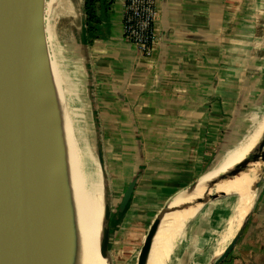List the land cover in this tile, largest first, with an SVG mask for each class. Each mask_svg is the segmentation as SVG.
Returning a JSON list of instances; mask_svg holds the SVG:
<instances>
[{
  "label": "crops",
  "instance_id": "obj_1",
  "mask_svg": "<svg viewBox=\"0 0 264 264\" xmlns=\"http://www.w3.org/2000/svg\"><path fill=\"white\" fill-rule=\"evenodd\" d=\"M109 2L99 37L86 40L81 29L77 73L107 191L114 193L119 178L137 179L126 208L111 205L108 220L111 259L136 264L148 227L172 196L237 145L253 120L264 123V60L256 41L264 0H156L149 57L123 36L124 0ZM257 180L242 232L220 264H264V172ZM238 199L231 193L200 203L163 264H211L237 233L226 237Z\"/></svg>",
  "mask_w": 264,
  "mask_h": 264
},
{
  "label": "water",
  "instance_id": "obj_2",
  "mask_svg": "<svg viewBox=\"0 0 264 264\" xmlns=\"http://www.w3.org/2000/svg\"><path fill=\"white\" fill-rule=\"evenodd\" d=\"M44 7L45 0H0V264H66L67 199ZM99 159L102 170L101 155ZM258 159L264 162V135L257 152L217 176L208 187ZM134 185L131 181L125 189L119 211L126 208ZM259 185L257 180L252 188ZM207 192L192 205L225 195ZM182 208L166 205L159 211L145 234L136 264H145L160 218ZM109 216L110 205L105 202L100 254L107 259L109 228L105 222ZM241 232L242 226L211 264L226 258Z\"/></svg>",
  "mask_w": 264,
  "mask_h": 264
},
{
  "label": "bare ground",
  "instance_id": "obj_3",
  "mask_svg": "<svg viewBox=\"0 0 264 264\" xmlns=\"http://www.w3.org/2000/svg\"><path fill=\"white\" fill-rule=\"evenodd\" d=\"M51 56L48 49L49 71L55 105L59 112L62 170L67 199L68 238L65 248V261L66 264H108L107 257H102L100 254L102 215L101 208H98L95 202L98 188L95 186L88 190L87 186H85V180L81 174V156L71 128L65 122L62 108L60 107L59 93L61 94V92L58 90L60 87L58 74ZM263 130V122L256 125L237 148L231 151L218 165L205 171L199 179L198 188L200 190L198 194L188 198L181 193L172 196L169 201V207L184 208L169 211L160 218L151 240L145 264H163L172 241L178 235L183 224L193 216L200 205H192V203L205 194L207 190L209 195L211 192H223L225 194L233 193L238 196L239 199L234 215L230 220L228 229L226 228V237H231L237 232L250 210L254 197V190L252 189V183L256 176L254 167H247L235 176L220 181L212 188L208 187V183L217 176L230 171L237 163L242 161L259 142ZM187 199L190 201H187ZM222 251L218 252V256Z\"/></svg>",
  "mask_w": 264,
  "mask_h": 264
},
{
  "label": "rangeland",
  "instance_id": "obj_4",
  "mask_svg": "<svg viewBox=\"0 0 264 264\" xmlns=\"http://www.w3.org/2000/svg\"><path fill=\"white\" fill-rule=\"evenodd\" d=\"M107 1L106 11L108 10L110 3L109 0ZM82 4L83 0H45V25L49 52L50 55H52L51 57H53L52 59L58 74L60 86V89L58 88V90L61 92V94L59 93L60 107L62 108L61 110L63 112L65 122L69 125V128H71V132L81 156V174L84 177L85 186H87L88 190H91L95 186L98 188L97 199L95 202L97 207L101 208L100 211L102 215L103 204L107 202L110 206L114 205V207H118L123 193L129 183H131V181H135L136 183L137 179L133 177L131 180L122 182V180L119 178L118 182L120 181L121 185H119L118 188L113 187L114 193H110L107 191L110 190L109 179L106 177L103 167L102 170H99L100 175H98L100 154L94 146L95 135L93 130V121L91 114L88 113L89 107L87 100L83 95L84 93L79 92V88L82 87V84L80 82L81 78L79 77V73H77L78 69L80 68L81 57L83 54L82 46H79V37L84 24ZM95 17L98 18L100 23L102 22V15L98 7H96L95 10ZM92 33L93 35H99V30H93ZM234 37L235 35L233 33L231 36L232 40L229 42V45L233 48H235ZM256 38L258 39H256V41L260 44V56L263 57L264 60V20H259L258 22V34ZM244 44L247 45V42L245 41ZM231 51L235 52L234 50ZM249 55V51H245V62L248 60ZM255 120H253L250 124V128L244 131L242 139L237 145H235V147H231L225 153L219 154L218 157H216V159L210 163H205V167L201 175L205 171L210 170L212 167L218 165L231 151L239 146L245 137L252 131L256 123ZM263 135L264 132L262 133V136ZM259 142L254 146V150L251 151L250 154L254 153V151L257 152V145ZM248 155L246 157H248ZM251 166L254 167L256 174L255 180L252 183L253 187L255 181H257L258 177L264 170V162H261V160L258 159L256 162L249 163L245 169ZM200 177L198 179L196 178V181L191 188L182 190L178 193L184 194L187 198L198 194L200 190L198 188ZM111 180L113 181V184H116V179L111 178ZM101 182L103 183V188ZM212 194H214V192H211L210 195ZM189 199H187V201L191 200ZM111 258L112 257L108 253L110 264H119L118 259L113 260Z\"/></svg>",
  "mask_w": 264,
  "mask_h": 264
},
{
  "label": "built area",
  "instance_id": "obj_5",
  "mask_svg": "<svg viewBox=\"0 0 264 264\" xmlns=\"http://www.w3.org/2000/svg\"><path fill=\"white\" fill-rule=\"evenodd\" d=\"M155 2L156 0H124L123 36L145 57L151 56L153 49Z\"/></svg>",
  "mask_w": 264,
  "mask_h": 264
},
{
  "label": "trees",
  "instance_id": "obj_6",
  "mask_svg": "<svg viewBox=\"0 0 264 264\" xmlns=\"http://www.w3.org/2000/svg\"><path fill=\"white\" fill-rule=\"evenodd\" d=\"M82 5V12L84 14L83 34H85L86 40L87 38H89L90 40L93 38H97L99 37V35H93L92 33L93 30H99L100 23L98 18L95 17V10L96 7H98L103 18V12L105 11L106 13L107 9V0H83ZM105 224L108 226V222H105Z\"/></svg>",
  "mask_w": 264,
  "mask_h": 264
}]
</instances>
